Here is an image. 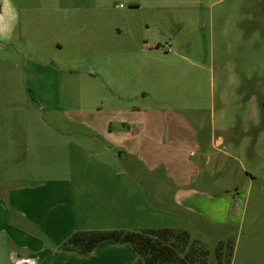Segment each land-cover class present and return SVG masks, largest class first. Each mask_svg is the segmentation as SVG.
I'll return each mask as SVG.
<instances>
[{
    "label": "rangeland",
    "instance_id": "374dc122",
    "mask_svg": "<svg viewBox=\"0 0 264 264\" xmlns=\"http://www.w3.org/2000/svg\"><path fill=\"white\" fill-rule=\"evenodd\" d=\"M9 1L2 202L14 180L62 170L81 228L172 227L194 262L264 264V0ZM70 236L37 264L135 259ZM4 244L12 264L21 249Z\"/></svg>",
    "mask_w": 264,
    "mask_h": 264
},
{
    "label": "crops",
    "instance_id": "0c3cea01",
    "mask_svg": "<svg viewBox=\"0 0 264 264\" xmlns=\"http://www.w3.org/2000/svg\"><path fill=\"white\" fill-rule=\"evenodd\" d=\"M152 136V134H147L149 139H152ZM32 178L34 177H29L28 174L25 175L24 180H14L16 185L9 188L7 195L3 196L4 203L0 199L2 203L0 205V232L7 236L5 239L7 244L11 243L14 247L18 246L21 249V252L11 251L9 256L13 259L12 264H37L39 257L42 259L51 256V252L58 249L55 244L57 234L65 239L78 231H90V228L106 231L107 229L131 231L152 228L117 225L109 228L100 225L81 228L82 226L79 227L77 224L79 221L75 208L73 179L64 175L62 170L56 171V173H46V176L40 180ZM26 241H29L31 246L36 243L41 244L42 253L33 252L31 255L28 252V254L22 255V252L27 251L30 247ZM48 241L54 243V247L49 246L50 248H48L46 244ZM131 249V247L125 246L121 251L129 253L130 258L137 260L139 255L133 254Z\"/></svg>",
    "mask_w": 264,
    "mask_h": 264
},
{
    "label": "trees",
    "instance_id": "16d2710c",
    "mask_svg": "<svg viewBox=\"0 0 264 264\" xmlns=\"http://www.w3.org/2000/svg\"><path fill=\"white\" fill-rule=\"evenodd\" d=\"M130 245L139 255L129 264H205L194 262V251L184 253L190 242V234L185 230L172 227L150 228L143 230H84L71 235L65 242L82 253H91L102 242ZM185 254L183 256L182 254Z\"/></svg>",
    "mask_w": 264,
    "mask_h": 264
},
{
    "label": "water",
    "instance_id": "95a60500",
    "mask_svg": "<svg viewBox=\"0 0 264 264\" xmlns=\"http://www.w3.org/2000/svg\"><path fill=\"white\" fill-rule=\"evenodd\" d=\"M17 16L9 0H0V50L9 44L11 33L18 22ZM3 238L0 234V251L5 246Z\"/></svg>",
    "mask_w": 264,
    "mask_h": 264
}]
</instances>
